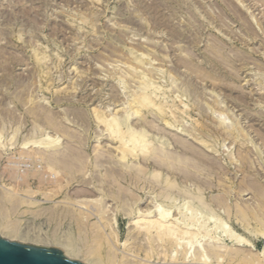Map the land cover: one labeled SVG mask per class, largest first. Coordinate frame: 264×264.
<instances>
[{
    "label": "rangeland",
    "instance_id": "374dc122",
    "mask_svg": "<svg viewBox=\"0 0 264 264\" xmlns=\"http://www.w3.org/2000/svg\"><path fill=\"white\" fill-rule=\"evenodd\" d=\"M0 237L264 264V0H0Z\"/></svg>",
    "mask_w": 264,
    "mask_h": 264
},
{
    "label": "water",
    "instance_id": "95a60500",
    "mask_svg": "<svg viewBox=\"0 0 264 264\" xmlns=\"http://www.w3.org/2000/svg\"><path fill=\"white\" fill-rule=\"evenodd\" d=\"M0 264H84L68 259L59 248H46L0 237Z\"/></svg>",
    "mask_w": 264,
    "mask_h": 264
},
{
    "label": "bare ground",
    "instance_id": "6f19581e",
    "mask_svg": "<svg viewBox=\"0 0 264 264\" xmlns=\"http://www.w3.org/2000/svg\"><path fill=\"white\" fill-rule=\"evenodd\" d=\"M147 87L148 86H146V89H147ZM148 98V97H147ZM147 98H146V100H147ZM143 100V99H142ZM148 101H151V100H149L148 99ZM147 101V102H148ZM142 104V103H141ZM154 104H155V102H154ZM143 105H145V104H143ZM155 106V105H154ZM158 107V106H157ZM114 122V121H113ZM115 123V122H114ZM117 128V127H116ZM118 130V129H117ZM120 130V129H119ZM115 133V132H114ZM117 133V132H116ZM115 133V134H116ZM119 133V132H118ZM117 133V134H118ZM121 133V132H120ZM119 133V134H120ZM125 134V133H124ZM123 134V135H124ZM123 135H121V136H123ZM135 138V137H134ZM137 138V137H136ZM123 140L125 139V138H122ZM126 140V139H125ZM135 140V139H134ZM138 140V139H137ZM141 140V139H140ZM143 140V139H142ZM124 142V141H123ZM137 142V141H136ZM125 143V142H124ZM123 143V144H124ZM139 142H137V144H138ZM133 144V143H132ZM125 145V144H124ZM126 145H127V143H126ZM134 146H135V144H133ZM137 146V145H136ZM135 146V147H136ZM134 147V148H135ZM145 147V146H144ZM123 148H125V147H123ZM133 149V148H132ZM128 150V149H127ZM125 155V154H124ZM163 218V217H162ZM162 218H161V220H162ZM141 220V219H140ZM166 219H163L162 221H158V222H152V223H154L155 225H157V227H158V230L159 231H161V232H163V233H166V234H174V230H173V227H172V225L171 224H166ZM149 222V221H148ZM145 227V226H144ZM150 227H151V225H150ZM152 227H153V225H152ZM158 232V231H157ZM187 232V231H186ZM186 234V233H185ZM175 235V234H174ZM68 256H71V257H74L75 259H76V256H74V254H72L71 252H67L66 253ZM70 257V258H71Z\"/></svg>",
    "mask_w": 264,
    "mask_h": 264
}]
</instances>
